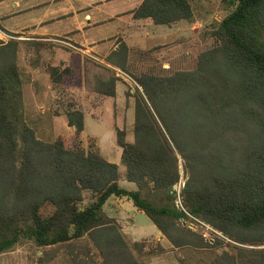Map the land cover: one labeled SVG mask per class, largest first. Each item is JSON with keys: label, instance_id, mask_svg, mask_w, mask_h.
I'll return each instance as SVG.
<instances>
[{"label": "trees", "instance_id": "obj_1", "mask_svg": "<svg viewBox=\"0 0 264 264\" xmlns=\"http://www.w3.org/2000/svg\"><path fill=\"white\" fill-rule=\"evenodd\" d=\"M223 1L228 11L192 69L131 72L123 41L104 62L85 57L89 90L115 96L114 68L140 88L133 141L117 128L115 142L124 178L135 189L119 184L118 165L94 145L67 148L61 136H36L24 118L18 43L0 39V253L28 238L38 247L64 248L70 264H146L142 256L165 249L157 243L144 251L145 241L125 239L103 212L114 195L129 199L173 247L205 246L200 234L178 222L192 216L240 244L211 264H264V0ZM131 14L170 25L190 20L193 10L189 0H142ZM47 72L55 88L72 73L58 65ZM62 112L79 138L83 111L69 103ZM179 160L186 175L183 209L173 188ZM46 203L54 209L41 216Z\"/></svg>", "mask_w": 264, "mask_h": 264}, {"label": "rangeland", "instance_id": "obj_2", "mask_svg": "<svg viewBox=\"0 0 264 264\" xmlns=\"http://www.w3.org/2000/svg\"><path fill=\"white\" fill-rule=\"evenodd\" d=\"M189 1L193 10L189 25H183V22L173 23V28L162 31L163 36L156 45L147 48H131L128 51V70L138 73L139 70L153 67L155 70L173 72L195 67L200 52L208 50L212 45L211 31L228 9L223 0ZM41 38H43L41 35L28 32L26 29L12 33L3 31L0 27L1 40L6 42L12 39L18 43L17 65L22 79L23 111L26 122L34 128L39 139L50 141L61 136L67 148L79 145L87 149L89 144H92L98 150L101 147V152L107 156L115 154L113 159H117L118 153V159H120L121 150L115 143L116 129H124L125 139L128 142L133 141L134 96L140 89L137 83L131 76L117 69L114 70L119 77L116 81L118 86H115V96H104L89 90L85 85L83 71L85 67L91 68L90 63L85 62L87 56L79 58L75 54L77 47L74 48L65 43L64 37H52L48 41ZM49 65L68 66L72 73L59 87L55 88L51 84L49 89L46 88L40 92V95H36L33 92V81H41L44 84L43 80L48 74ZM33 69L36 71V76L31 73ZM38 77L40 80H37ZM52 95H54L53 99ZM69 103L81 109L85 116L84 130L79 138H76L75 132H69L66 128L67 124L62 111ZM70 129L73 131L72 128ZM121 165L122 168L119 171L125 173V166ZM179 169L180 177L173 187L176 191L175 205L178 208L181 202L178 196L186 178L182 169V160H179ZM123 173H119L120 185L126 189H135L133 183L125 180ZM53 209L51 204L46 203L40 208L39 213L41 216H47ZM125 209H127L126 206H124ZM127 213L129 214L123 219L120 228L128 242L145 241L144 251L155 248L157 243L165 249L161 253L142 256L141 259L146 264H211L216 254L224 250L234 252V247L240 246L211 225L205 226L188 216L179 219V224L200 234L205 246L202 248L173 247L164 236L152 235L156 227L146 215L132 216V211ZM132 223L136 224L139 234L130 232L128 227ZM69 258L64 248L54 250L51 247H38L31 239L22 238L10 250L0 253V264H70Z\"/></svg>", "mask_w": 264, "mask_h": 264}, {"label": "crops", "instance_id": "obj_3", "mask_svg": "<svg viewBox=\"0 0 264 264\" xmlns=\"http://www.w3.org/2000/svg\"><path fill=\"white\" fill-rule=\"evenodd\" d=\"M141 2L142 0H0V27L3 31L12 33L20 32L22 29L36 32L45 41L51 40L52 37H64L65 43L77 47L75 54L79 58L88 56L104 62L105 57L117 48L120 41H123L129 50L133 47L147 48L161 40L162 31L173 28V23L161 25L154 24L150 19L133 18L131 11ZM180 22L189 25V20L177 21ZM31 73L36 76L35 69ZM45 78L44 84L41 81H33V92L36 95L51 87L48 74ZM37 80H40L39 77ZM66 128L69 132H74L68 125ZM100 148L101 156L117 164L120 170L123 164L121 154L118 159V153L115 151L117 159H113L115 154L107 156ZM118 148L121 150L119 146ZM120 181L119 177V184ZM124 206L127 209L124 210ZM129 211L133 212L132 216L143 214L124 196H110L103 204V212L113 217L120 226ZM128 228L131 233H138L135 223ZM158 234L161 232L157 228L152 231V235L163 237Z\"/></svg>", "mask_w": 264, "mask_h": 264}, {"label": "built area", "instance_id": "obj_4", "mask_svg": "<svg viewBox=\"0 0 264 264\" xmlns=\"http://www.w3.org/2000/svg\"><path fill=\"white\" fill-rule=\"evenodd\" d=\"M178 198H179V196H178ZM178 201H180V200H178ZM179 204H180V208L183 209V206H182L181 202H180ZM191 217H192V216H191ZM192 218H194V217H192ZM194 219L197 220L199 223L205 225V226H206V224H207V223H205V222H203V221H201V220H199V219H197V218H194Z\"/></svg>", "mask_w": 264, "mask_h": 264}]
</instances>
